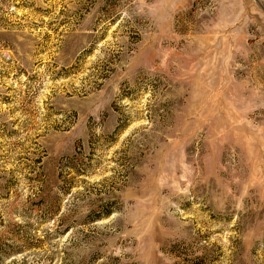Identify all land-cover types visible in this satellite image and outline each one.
<instances>
[{
    "label": "rangeland",
    "instance_id": "1",
    "mask_svg": "<svg viewBox=\"0 0 264 264\" xmlns=\"http://www.w3.org/2000/svg\"><path fill=\"white\" fill-rule=\"evenodd\" d=\"M0 264H264V0H0Z\"/></svg>",
    "mask_w": 264,
    "mask_h": 264
}]
</instances>
